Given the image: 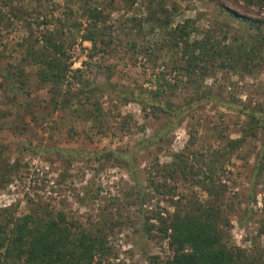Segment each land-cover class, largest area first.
I'll return each mask as SVG.
<instances>
[{"label":"rangeland","instance_id":"obj_1","mask_svg":"<svg viewBox=\"0 0 264 264\" xmlns=\"http://www.w3.org/2000/svg\"><path fill=\"white\" fill-rule=\"evenodd\" d=\"M91 1L105 5L112 1L110 22L115 32L111 47L103 51L82 40L86 20L75 0H14L10 9L2 7L7 16L0 20V221L20 218L36 206L62 210L87 228L106 224L109 260L114 264H151L156 256L163 261L172 255L168 238L143 231L145 220L159 224L154 213L163 217L174 208L164 189L151 183L163 181L152 172L155 161L168 163L173 153L186 150L204 163L218 160L215 153L229 139L241 137L246 127L240 107L264 109V55L254 61L247 56L236 66L225 67L217 59L209 62L207 75L186 81V71L175 68L182 63L181 48L171 43L168 30L188 20L192 41L208 31L220 37V27L228 22L229 42L247 27L224 21L216 3L249 18H264V9L240 0H155L173 11L170 29L143 31L133 49L119 19L144 17L145 5L140 0L132 6L131 0ZM54 28L62 29L68 75L79 69L87 82L84 88L69 76L71 92L65 96L71 100L61 108L54 107L51 92L37 80V66L25 56L29 42L42 44L35 42L40 30ZM16 65L23 71L21 78L6 80L3 73L16 70ZM158 84L165 90L164 102L184 111L190 98L211 99L199 102L180 123L167 128L162 111L152 113V107L144 110L128 99L131 92H151ZM96 107L101 112L97 119ZM159 131L163 135L158 140L138 144ZM191 134L193 143L186 149ZM263 142L264 130H259L245 138L229 161L216 165L226 191L221 206L228 221L227 242L258 263L264 261V157L260 166L256 155ZM110 150L131 157L138 183ZM166 182L174 187V200L207 198L190 178Z\"/></svg>","mask_w":264,"mask_h":264},{"label":"trees","instance_id":"obj_2","mask_svg":"<svg viewBox=\"0 0 264 264\" xmlns=\"http://www.w3.org/2000/svg\"><path fill=\"white\" fill-rule=\"evenodd\" d=\"M13 1L0 0V20L7 16L4 9L13 7ZM75 1L79 3L81 18L86 20L81 34L82 40L89 41L93 49L98 48L103 51L111 47L115 32V28L110 22L112 1L107 4L108 6L93 3L91 0ZM137 1L131 0L130 5L132 6ZM240 1L264 9V0ZM140 2L146 7L144 17L131 16L125 20L119 19V23L122 24L120 27L126 29L127 34L131 37L129 45L133 49L137 48L136 37L142 35L143 31L149 33L170 29L173 13V11L167 10L162 2L155 0H140ZM18 9L25 11L21 7ZM216 9L224 21L235 20L240 25L247 27V32L233 34L232 40L226 42L225 39L229 31L226 29L229 26L228 22L225 23V27L223 25L220 27L222 29L220 37L218 34L208 31L200 39L192 41L189 40L190 32L187 30L188 20L176 24L173 29L168 30L171 43L181 48L179 61L182 63L179 66L176 64L175 68L186 71V81L195 78L197 80L198 75H207L209 62L213 64L217 59L225 67L236 66L247 56L252 61L256 58H263L264 18H249L239 15L217 3ZM37 24L39 27V23ZM29 33L33 34L31 30ZM39 33L40 35L37 37L41 40L36 38L35 42L41 41L42 44H35L34 40L33 43L29 42V45L26 46V60H32L37 66V80L41 86L51 92L54 107H67L71 100L70 97L65 96L71 92L68 81L70 63H68L69 56L60 35L62 29L54 28L48 32L40 30ZM30 38L27 40L29 41ZM151 45L148 48H151ZM15 68L16 70L3 73L6 80L13 81L15 77L21 78L23 71L17 65ZM71 78L81 81L84 88L86 87L87 82L82 79L81 70H74ZM20 83L25 85L22 81ZM65 84H67L66 88H64ZM161 85L158 84L156 89L151 92H131L128 99L138 102L144 110L147 107H152V113L156 109L162 111L167 117V128L180 123L186 115V111L188 112L199 102H207L211 99L207 95L190 98L184 111L180 105L172 104L169 101L164 102L165 90ZM80 90L82 91L83 88ZM62 95L65 97L58 102L57 98ZM182 112L184 115L178 118ZM240 112L246 117V127L243 129L241 137L229 139L224 147L215 153V157H219L218 160L214 158L212 162L204 163L203 160L197 159L195 153H188L189 151L186 150L173 153L172 160L168 163L158 164L157 160L152 166V172L162 177L163 181L157 183L152 180L151 183L156 189L158 187L164 189L174 208L163 217L153 214L158 217L159 224L144 221V233L161 239L168 238V245L172 249L170 257L162 261L158 260L156 256L151 264H264V261L258 263L257 259L249 258L228 244L226 233L228 221L224 217L221 206L226 198V191L224 185L221 184V176H218L217 161L220 164L229 161L231 155L242 147L246 137L255 136L259 130H264L263 108L240 107ZM100 113V108L96 107L95 119L101 115ZM161 135L163 133L159 131L138 144L148 145L155 139L158 140ZM192 143L193 135L191 134L185 148L188 149ZM110 152L115 153L116 157L128 169L130 177L138 183V176L132 170L131 157L120 156L119 153L116 154L112 150ZM256 157L258 165H263L260 160L264 157V142ZM219 167L222 168L221 165ZM180 177L194 180L207 193V198L203 201L198 199L174 200V187H170L166 181L167 179L173 181ZM105 230L106 224L94 229L87 228L73 219H68L62 210L53 212L48 208L36 206L20 218L12 217L0 221V264H114L109 260L112 250L106 240Z\"/></svg>","mask_w":264,"mask_h":264}]
</instances>
